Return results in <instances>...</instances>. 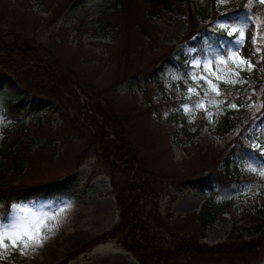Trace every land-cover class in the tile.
Wrapping results in <instances>:
<instances>
[{
  "label": "rangeland",
  "instance_id": "rangeland-1",
  "mask_svg": "<svg viewBox=\"0 0 264 264\" xmlns=\"http://www.w3.org/2000/svg\"><path fill=\"white\" fill-rule=\"evenodd\" d=\"M116 2L0 0V42L17 40L33 44L39 54L51 62L57 74V89L46 87L39 91H30L9 76L0 75V147L4 127L8 126H26L23 137L25 141L29 137L33 140L23 170L10 169L7 165L1 167L0 184H8L9 188L13 185L39 188L29 200L14 201L9 210L0 201V218L7 221L15 214L13 206L54 217L51 210L66 204L77 205L78 212H98L103 218L89 231L85 228L91 221L77 219L74 223L77 234L72 237L57 226L54 218L48 221L54 226V234H50L42 248L34 253L29 251L26 256L11 252L0 257L8 261L7 264H58L62 260L66 264H140L115 238L104 240L109 243L91 252H82L120 219L117 192L98 152L104 142L114 138L112 134H105L112 129L110 125L107 127L99 109L107 105V98L106 111L113 108L119 116L127 115L126 132L138 150L142 168L151 176L152 184H157L159 192L150 198L144 210L147 215L154 207L157 210H152L159 214L156 222L150 221L155 242L167 244L194 235L212 246L230 237L237 242L258 237L251 232L261 215L264 178L256 174L259 181L240 183L235 179L237 173H232L230 178L226 172L220 173V169L225 168L224 160L231 154L234 143L248 129L251 128L249 133L253 128L259 129L260 124L250 127L246 120L225 136H220L212 125L196 126L201 112L208 118L211 114L212 123L224 108V101L220 103L221 95H216L217 89H209L199 77H207L215 84L217 80L238 82L240 79L238 68L230 62L219 65L217 70L216 61L221 57L227 60L230 50L227 40L234 39L215 27L224 18L206 17L203 23L208 26L199 34L200 39L196 36L187 39L190 22L185 10H162L155 20L144 17L147 33L137 29L128 47L122 8L120 4L114 5ZM202 2L206 14H211L207 0ZM226 10L227 3H219V12ZM244 24H248V29L239 55L254 67L260 64L262 43L257 45L252 41L258 33L261 37L262 34L257 19L251 15L229 22L230 27ZM257 46L261 49L258 53ZM182 56L188 57L192 66L195 61H201V67L191 71V77L195 74L197 80L192 79L186 90L178 84L183 78L178 62ZM208 60L212 64L205 69L203 64ZM190 86L195 88L191 96ZM205 89H209L207 98ZM170 95L184 100L183 110L188 106L189 110L184 112L196 127L192 135L185 136L177 125L172 126L167 121L169 112L163 99ZM257 98L253 93L248 97L247 108L251 112L257 109ZM202 99L205 104L194 107ZM213 99L216 104L207 102ZM91 144L96 148L90 150ZM241 149L242 157L238 159L245 174L252 173L247 170L250 166L257 171L264 167V146L260 142L253 141L250 147ZM211 197L223 210L215 216L213 224L203 229L197 220L187 215L198 212ZM151 216L156 217L152 213ZM174 225L175 234L168 228ZM79 234L84 238L79 240ZM256 244L252 252L233 263L231 259L223 263L208 262L190 254L181 257L179 262L264 264V241H256Z\"/></svg>",
  "mask_w": 264,
  "mask_h": 264
},
{
  "label": "trees",
  "instance_id": "trees-1",
  "mask_svg": "<svg viewBox=\"0 0 264 264\" xmlns=\"http://www.w3.org/2000/svg\"><path fill=\"white\" fill-rule=\"evenodd\" d=\"M207 2L211 14H206L202 0H117L114 5H121L120 13L123 16L128 47L131 45L130 41H132L133 34L137 29L147 33L143 21L144 17L148 16L155 20L162 10L171 11L174 8L185 10L189 17L190 27L186 31L187 39L195 36L200 39L199 34L208 26V24L203 23L206 17L213 16L216 19L224 18L225 15L228 16L229 22L240 20L246 15L253 16L254 19L260 21L259 29L262 37H264V5H259V0H251V6L249 0H226L227 10L223 13L219 12V0H207ZM221 32L225 33L223 30ZM32 45L29 42L17 40L15 42H0V75L9 76L33 91L43 90L46 87H51V90L57 89V85H55L57 74L51 62L41 56ZM261 49L259 65L252 67L251 71L246 70V68L245 70L238 69L239 80H243V83L238 81L233 84L217 80V90L220 92L221 100L224 101V108L212 123L209 120L210 117L208 118L204 112L200 113L196 123L199 128L212 125L220 136H225L236 130L246 120L250 122V127L257 123L261 124L259 129L253 128L252 133H249L251 128L248 129L245 135L234 143L231 154L224 160L225 168L220 169V173L224 171L230 178H232V173H237V178L235 176L234 178L240 183L260 180L254 173L245 174L240 167L238 158L242 157L241 148L250 147V143L253 141H258L264 146V43L261 44ZM200 50L203 49L200 47ZM178 62L183 76L178 84L186 90L192 82L191 71L194 70V67L190 65L189 59L185 56H182ZM251 93L258 95L255 101L258 104L257 109L252 112L247 108L248 97ZM172 96H165L163 99V104L169 112L167 121L172 123V126L177 125L185 136L192 135V129L194 130L196 127L181 107L184 100H178ZM233 103L237 105L236 108L228 106ZM106 104L105 107H108V98ZM14 106L19 107L20 105L14 104ZM105 107L99 109L102 111L101 115L107 127L109 128L110 125L112 129L111 133L105 131V134H112L114 138L107 142L103 141V146L98 152L101 160L108 167L114 192H117L116 199L120 210V219L111 230L97 238L95 242L115 238L123 245V248L135 256L140 264H180L181 257L187 254L208 262L223 263L226 259H231L233 261L230 263H233L252 252L257 247L256 241H264V198H262L261 215L255 229L251 232L256 234L257 238L237 242L236 238L230 237L228 240L212 246L202 243L197 238L198 236L194 235L183 236L179 240L167 244L155 242L151 233L150 221L156 222L154 220L159 218V214L152 210L155 209L154 207L147 215L144 210L150 198L157 196L159 192L157 184H152L151 176L142 168L138 150L133 146L126 132L127 115L119 116L113 108L106 111ZM25 130L26 126L21 124L4 127L5 135L0 147L2 157L0 170L5 165L10 169L23 170V165L28 161V152H31L33 146L31 137L25 141L23 137ZM94 147L96 148V146ZM94 147L91 144L90 150ZM7 185L0 184V187L5 186L0 188V201L7 210L13 201L27 200L39 189L38 186L20 187L13 185L9 188ZM219 207L221 206L211 197L202 204L198 212L189 213L187 216L197 220L203 229H206L214 223L218 212L223 210ZM151 213L156 217H152ZM160 225L164 226L163 224ZM168 228L174 234L177 231L175 225ZM5 263L9 262L0 260V264ZM66 263L65 260H62L58 264Z\"/></svg>",
  "mask_w": 264,
  "mask_h": 264
},
{
  "label": "snow or ice",
  "instance_id": "snow-or-ice-1",
  "mask_svg": "<svg viewBox=\"0 0 264 264\" xmlns=\"http://www.w3.org/2000/svg\"><path fill=\"white\" fill-rule=\"evenodd\" d=\"M219 3L224 4L226 3V0H219ZM249 3L251 6V0H249ZM259 5H264V0H259ZM252 14L254 15L255 13ZM257 23L259 24L260 21H257ZM215 27L225 31L228 37H234V39L227 40V44L230 47V50L227 51V60L221 57L216 61L217 70H219V65L230 62L240 70H245L246 68V70L251 71L253 66L251 62L243 60L239 55L244 46L245 33L248 29V24H244L239 27H230L229 18L227 15H225L224 19L217 22ZM252 42L257 45H259V43H264V37H261L258 33L257 36L253 38ZM260 50L261 49L259 46H257L255 49L257 53L260 52ZM211 64V60L205 61L203 67L207 69L211 66ZM193 67H201V61H195ZM192 79L196 81L197 76L193 74ZM199 79H203L205 83L209 85V89H217L216 84L207 77L200 76ZM226 82L234 84L237 82V80H230ZM239 82L243 83V80H239ZM209 89H205L204 91L205 98H207L209 95ZM188 92L189 96H191V94L195 92V88L190 86ZM196 94L199 95V93ZM216 95H220L218 90H216ZM205 102L206 101L202 99L196 102L194 107L200 108L205 104ZM207 102L213 104L217 103L214 99ZM220 103H223V101H220ZM228 106L231 108L237 107V105L234 103ZM184 110H189L187 105L184 106ZM210 116L211 114H209V117ZM256 147H259V145ZM247 170L264 178V167L257 171V168L250 166ZM13 207L15 214L10 215L7 221H5L3 218H0V257H3L11 252H19V254L25 256L28 255L29 251L34 253L39 248H42L45 242L50 239V234H54V226L49 224L48 221L54 219L55 217L27 208L16 209L15 206Z\"/></svg>",
  "mask_w": 264,
  "mask_h": 264
},
{
  "label": "bare ground",
  "instance_id": "bare-ground-1",
  "mask_svg": "<svg viewBox=\"0 0 264 264\" xmlns=\"http://www.w3.org/2000/svg\"><path fill=\"white\" fill-rule=\"evenodd\" d=\"M80 207L77 205H64L59 209L51 210V213L55 217V221L58 227H61L67 235L69 234L70 237H72V234H77L74 228V223L77 219L83 218V222L89 220L91 221L90 224H88V227L85 228L86 230H90L91 226L95 223H99L103 221V218L101 215L98 214V212H93L89 210H84L81 212H78ZM62 210V211H61ZM96 218V219H95ZM95 219V220H94ZM85 230V231H86ZM83 234H79V240L83 239ZM83 237V238H82Z\"/></svg>",
  "mask_w": 264,
  "mask_h": 264
}]
</instances>
